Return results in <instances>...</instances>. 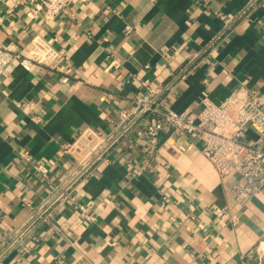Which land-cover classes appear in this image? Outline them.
<instances>
[{"label":"crops","instance_id":"1","mask_svg":"<svg viewBox=\"0 0 264 264\" xmlns=\"http://www.w3.org/2000/svg\"><path fill=\"white\" fill-rule=\"evenodd\" d=\"M0 44L57 60L0 77V264H264V191L239 204L196 135L152 149L119 118L145 82L177 112L264 101V0H75L49 23L0 0ZM89 131L108 145L84 174L64 150Z\"/></svg>","mask_w":264,"mask_h":264},{"label":"built area","instance_id":"2","mask_svg":"<svg viewBox=\"0 0 264 264\" xmlns=\"http://www.w3.org/2000/svg\"><path fill=\"white\" fill-rule=\"evenodd\" d=\"M74 1L20 0L21 3H30L47 23L56 21ZM17 61L26 70H31L34 63L57 64L50 50L32 52L28 57L0 44V77ZM67 80L66 77L64 81ZM143 85L147 93L134 100V110L119 114L122 131H128L135 117L141 119L146 123L144 130L152 149L161 136L196 135L202 143V154L221 178L233 173L239 175L231 188L236 202L244 205L264 191V101L259 92L241 93L222 104L204 98L199 111L177 112L167 107L161 87L151 88L147 82ZM248 128L258 134L256 141L249 140ZM107 145L105 136L89 131L77 143L66 145L64 151L82 166L85 174L92 172L94 166L104 160ZM34 169L48 177L49 170L45 165L36 164ZM82 209L85 210L84 207Z\"/></svg>","mask_w":264,"mask_h":264}]
</instances>
